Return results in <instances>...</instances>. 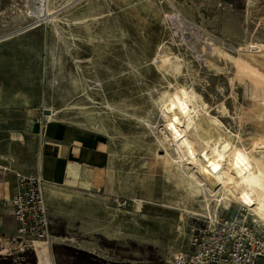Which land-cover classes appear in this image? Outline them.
<instances>
[{"label": "rangeland", "instance_id": "1", "mask_svg": "<svg viewBox=\"0 0 264 264\" xmlns=\"http://www.w3.org/2000/svg\"><path fill=\"white\" fill-rule=\"evenodd\" d=\"M45 1L56 21L31 17L30 0H0V133L54 115L105 135L106 208L93 220L49 218L51 248L0 259L162 264L187 248L191 224L212 218L242 219L264 238L242 208L257 196L229 208L223 197L253 167L264 184V0ZM184 103L221 137L220 178L167 122L166 107Z\"/></svg>", "mask_w": 264, "mask_h": 264}, {"label": "crops", "instance_id": "2", "mask_svg": "<svg viewBox=\"0 0 264 264\" xmlns=\"http://www.w3.org/2000/svg\"><path fill=\"white\" fill-rule=\"evenodd\" d=\"M9 130L0 133V231L15 227L9 201L16 175L41 180L49 218L93 220L105 213L109 150L105 135L36 115L21 129ZM97 195L101 208L92 215Z\"/></svg>", "mask_w": 264, "mask_h": 264}, {"label": "built area", "instance_id": "3", "mask_svg": "<svg viewBox=\"0 0 264 264\" xmlns=\"http://www.w3.org/2000/svg\"><path fill=\"white\" fill-rule=\"evenodd\" d=\"M43 191L39 178L15 176L9 201L15 227L0 231L1 251L9 255L23 249L36 252L43 246L51 248L54 241ZM236 223L220 220L191 224L187 248L162 264H259L264 259V238L242 222Z\"/></svg>", "mask_w": 264, "mask_h": 264}, {"label": "bare ground", "instance_id": "4", "mask_svg": "<svg viewBox=\"0 0 264 264\" xmlns=\"http://www.w3.org/2000/svg\"><path fill=\"white\" fill-rule=\"evenodd\" d=\"M46 3L47 1L45 0H30L28 7L31 17L37 20L44 18V20L49 22L56 21V17L52 15L53 13H51ZM178 106L169 105L166 107L165 114L167 116V122H169L170 126L180 134L182 140L190 145L189 149L192 150V152H190L193 153V151H195V153L198 154L194 159L195 162L200 165L199 169H213L214 171H216V168L220 169L221 164L225 161V149L221 137L216 136L212 132L211 126L207 121L203 122L201 119L197 121L194 120L195 117H204L205 113L196 110L190 111L185 103L182 105V108ZM53 116L54 115H50V117L47 118L51 120ZM257 170V168L253 167L250 171H245L234 177L232 176V178L223 185V197L226 202L224 207L229 208L232 201L243 202L245 200L247 201L251 195H256L257 201L254 202V205L257 211L254 209V206L251 208L248 206L242 208L247 211L248 215L252 218V222L264 226V184L259 182L260 180L255 179ZM214 175L218 178L221 176L220 173L216 171L215 174L210 177L214 178ZM211 221L210 222L214 224L213 218ZM241 221L243 222L242 219ZM41 249L46 248L43 246Z\"/></svg>", "mask_w": 264, "mask_h": 264}, {"label": "trees", "instance_id": "5", "mask_svg": "<svg viewBox=\"0 0 264 264\" xmlns=\"http://www.w3.org/2000/svg\"><path fill=\"white\" fill-rule=\"evenodd\" d=\"M66 249H68L69 251H72V250L69 249V248H66ZM2 258H3V259H0V264H5V263H6L5 260H7V259L9 258V256H3Z\"/></svg>", "mask_w": 264, "mask_h": 264}, {"label": "water", "instance_id": "6", "mask_svg": "<svg viewBox=\"0 0 264 264\" xmlns=\"http://www.w3.org/2000/svg\"><path fill=\"white\" fill-rule=\"evenodd\" d=\"M48 112H49V111H48L47 109H45V108L42 110V113H44V114H46V113H48Z\"/></svg>", "mask_w": 264, "mask_h": 264}]
</instances>
